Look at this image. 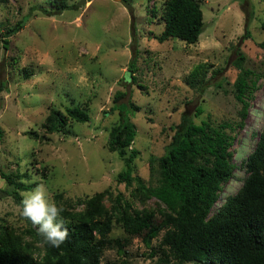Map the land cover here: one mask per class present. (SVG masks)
<instances>
[{"label":"rangeland","instance_id":"1","mask_svg":"<svg viewBox=\"0 0 264 264\" xmlns=\"http://www.w3.org/2000/svg\"><path fill=\"white\" fill-rule=\"evenodd\" d=\"M66 2L76 6L44 14L32 6L57 10L53 0H0V32L31 12L24 26L9 36L7 47L0 35V80L5 82L0 90V172H25L17 180L33 183L21 190L0 173V224L24 228L23 193L41 182L55 202V193L75 196L104 189L130 198V187L118 180L124 156L107 148L109 132L119 119L118 109H111L118 97L116 102L129 99L137 106L131 117L136 133L125 155L131 147L136 150L132 174L147 182L156 183L157 158L183 111L195 122L208 121L233 134L234 174L222 183L213 211L241 185L246 155L264 125V0H199L204 28L192 42L155 37L163 29V0ZM200 62L207 63L208 78L201 90L198 82L187 81ZM240 75L247 83L249 105L243 127L231 131L229 123L235 125L241 106L236 96ZM75 105L88 112L86 121L72 120L44 139L27 133L43 132L40 123L50 108L64 112ZM14 191L20 193V202ZM102 201L109 206L107 195ZM131 201L141 210H155V220L160 219L157 209L163 205L155 197L133 196ZM163 232L149 244L135 234L120 250L106 247L100 263L208 264L179 263L172 257L166 261ZM124 235L113 220L109 236Z\"/></svg>","mask_w":264,"mask_h":264},{"label":"trees","instance_id":"2","mask_svg":"<svg viewBox=\"0 0 264 264\" xmlns=\"http://www.w3.org/2000/svg\"><path fill=\"white\" fill-rule=\"evenodd\" d=\"M53 1L57 10L33 5L32 11L55 14L76 6L66 0ZM30 14L0 32L3 47L8 46L9 36L24 26ZM160 17L163 29L155 35L159 41L174 36L192 42L204 28L199 0H163ZM260 44L264 46V40ZM206 65V62L198 63L187 78L191 84L198 82L200 90L208 80ZM131 66L132 63L130 69ZM199 74L201 78L196 81ZM4 85L0 80V90ZM237 91L241 106L235 125L229 123L231 131L243 127L248 111L250 95H245L249 92L243 75L238 77ZM118 98L111 109H118L119 119L109 132L107 148L124 156L125 168L118 172V180L130 187V198L121 191L113 193L108 189L75 196L55 193L69 232L64 243L59 248L47 244L30 220L25 219L22 230L0 224V264H101L100 256L106 247L120 250L135 234H142L144 243L149 244L162 229L166 261L172 257L179 263L196 260L208 264H264V125L253 149L246 155L241 185L234 193L226 194L212 211L222 183L234 174L233 134L208 121L195 122L190 113L183 111L173 126L170 141L157 158L156 183L147 182L132 174L136 150L131 147L125 155L136 133L131 117L137 106L129 99L116 102ZM87 119L88 112L77 105L66 106L64 112L50 108L40 123L43 132L28 130L27 133L44 139L46 133L61 130L72 120ZM152 162L153 158L151 165ZM0 173L18 189L29 190L33 186L17 180L26 176L25 172ZM105 195L109 199L108 207L102 201ZM133 196L142 200L155 197L163 205L157 209L160 219L155 220L153 209L135 207ZM14 197L20 202L18 191H14ZM113 220L121 224L124 236H109Z\"/></svg>","mask_w":264,"mask_h":264},{"label":"clouds","instance_id":"3","mask_svg":"<svg viewBox=\"0 0 264 264\" xmlns=\"http://www.w3.org/2000/svg\"><path fill=\"white\" fill-rule=\"evenodd\" d=\"M20 215L37 226L47 244L59 248L69 232L61 216L62 207L49 197L44 183H37L31 191L23 193Z\"/></svg>","mask_w":264,"mask_h":264},{"label":"water","instance_id":"4","mask_svg":"<svg viewBox=\"0 0 264 264\" xmlns=\"http://www.w3.org/2000/svg\"><path fill=\"white\" fill-rule=\"evenodd\" d=\"M84 1V0H83Z\"/></svg>","mask_w":264,"mask_h":264}]
</instances>
